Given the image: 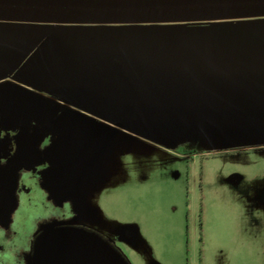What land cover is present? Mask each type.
Returning a JSON list of instances; mask_svg holds the SVG:
<instances>
[{
    "label": "rangeland",
    "instance_id": "1",
    "mask_svg": "<svg viewBox=\"0 0 264 264\" xmlns=\"http://www.w3.org/2000/svg\"><path fill=\"white\" fill-rule=\"evenodd\" d=\"M155 2L0 0L1 103L11 113L21 104L37 137L49 134L63 144L67 161L73 159L68 166L82 161L68 186L85 220L129 264H264V123L234 96L235 54L264 57V27L243 20L256 6L107 10ZM12 14L24 19L7 21ZM131 14L146 20L134 29L110 26ZM152 15L164 23L143 25ZM25 20L77 43L49 59L43 48L54 38L35 28L26 44L12 27ZM122 43L138 47L124 58L134 77L125 98L120 70L105 58ZM187 62L193 67L186 69ZM115 120L131 135L108 127ZM233 175L244 177L240 188L227 183Z\"/></svg>",
    "mask_w": 264,
    "mask_h": 264
},
{
    "label": "flooded vegetation",
    "instance_id": "2",
    "mask_svg": "<svg viewBox=\"0 0 264 264\" xmlns=\"http://www.w3.org/2000/svg\"><path fill=\"white\" fill-rule=\"evenodd\" d=\"M155 1V3L146 6H129L107 10L113 12L146 13L256 6L254 7L256 8V12L243 20L264 27V0L216 4L191 2L200 0ZM5 8L9 10H50L35 7ZM131 15H128L125 18L126 20L124 19V24H118L119 22H117L110 26L116 29H134L137 28V23H142V21L146 20L144 18L145 15ZM161 18L162 16L160 15L149 16V22L143 25L149 28L156 27L159 23H164L161 22ZM23 19V16L14 14L6 18L7 21L14 20L16 22H20ZM27 21L25 20V23H15L12 27L19 28L18 31H21L22 35H25L23 41L26 44L30 42L28 35L35 31V28H47L46 30L44 29L46 36L54 38L43 48L49 59H56L57 52L60 49L74 48V45L77 43V41L74 42L72 40H60L61 30L57 33L58 30L54 27L35 25ZM3 26L9 27V25ZM136 46H132L131 43H122L117 46L115 55L110 56L108 54L105 57L113 66H116L120 70L118 75L121 77V84L124 87V98L126 97L125 94L129 93L127 86L132 83L134 78L126 71L127 62L124 58L126 54L132 52L133 48H138ZM78 47L80 48L81 45H78ZM81 48L84 47L82 46ZM87 54L86 57L91 59L90 51ZM140 54H142L141 51ZM235 58L239 62L236 76L239 86L236 89V93H234V96L237 98L236 104L239 107L244 106L245 109L248 108L243 111L250 118L258 119L264 123V57L251 52L250 56H246V54L238 56L235 54ZM87 62L89 64L91 61L87 60ZM192 67L193 64L187 62L186 69ZM129 101L126 100L125 105L131 104ZM14 106L13 111L16 112H9L1 103L0 97V264H32L35 242L44 230L50 227L84 229L98 234L115 248L114 242H111L108 236H105L101 230L85 220L83 208L80 206L77 196L72 193V188L68 186L69 173L74 169H78L82 161L78 159L73 166H68V163L73 159L67 161L66 153L62 151L63 144L49 134L44 135L42 138L37 137L33 129L34 121L29 119L28 114H25L21 104L19 105L17 102L14 103ZM132 117L135 124H143V118H137L135 112L132 113ZM226 122L227 120L225 124ZM237 123H240V120ZM53 124L54 122L51 123V125ZM107 124L113 131L114 129H118L123 134L131 135L130 131L123 127L124 124L120 120L108 122ZM250 128L253 131V127ZM200 129L204 130V127L201 125ZM261 129L264 130V127L261 126ZM255 133L258 134L257 132ZM84 144L82 143L80 150H83ZM80 156L77 157L76 154L77 158H80ZM243 182L244 177L241 175H233L227 179V183L235 188H240ZM96 183H98L97 180ZM261 201L264 203V200Z\"/></svg>",
    "mask_w": 264,
    "mask_h": 264
},
{
    "label": "water",
    "instance_id": "3",
    "mask_svg": "<svg viewBox=\"0 0 264 264\" xmlns=\"http://www.w3.org/2000/svg\"><path fill=\"white\" fill-rule=\"evenodd\" d=\"M124 237V233H118ZM32 264H129L96 233L84 229L46 228L35 242Z\"/></svg>",
    "mask_w": 264,
    "mask_h": 264
}]
</instances>
